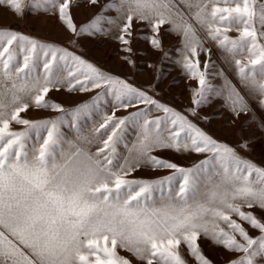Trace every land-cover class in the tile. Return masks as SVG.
<instances>
[{
    "label": "snow or ice",
    "instance_id": "snow-or-ice-1",
    "mask_svg": "<svg viewBox=\"0 0 264 264\" xmlns=\"http://www.w3.org/2000/svg\"><path fill=\"white\" fill-rule=\"evenodd\" d=\"M84 3L96 11L82 25L81 0H0V10L56 16L74 37L116 42L129 64L138 40L167 58L163 39L175 35L194 107L0 27V264H214L204 241L234 256L227 264H264V162L247 155L250 139L208 132L200 111L216 100L233 122L264 111V0ZM62 90L95 94L66 108L50 96ZM168 151L202 158L185 166ZM144 169L165 174L137 178Z\"/></svg>",
    "mask_w": 264,
    "mask_h": 264
},
{
    "label": "rangeland",
    "instance_id": "rangeland-1",
    "mask_svg": "<svg viewBox=\"0 0 264 264\" xmlns=\"http://www.w3.org/2000/svg\"><path fill=\"white\" fill-rule=\"evenodd\" d=\"M96 9L86 6L84 0H81V7L73 9V16L78 25L86 23L95 13ZM0 27L15 29L23 34L40 39L41 41L55 43L58 46L67 48L69 51L82 56L84 59L96 64L104 71L128 80L136 87L147 89L150 85L155 88L156 98L164 104H167L179 111H185L194 107L191 103V88L195 87L194 81H188L176 63L179 59L178 37L175 35H166L163 39L164 50L168 52L167 58L164 53L154 50L147 42L138 40L134 44V53L131 59L134 63L124 62L121 57L125 55L120 46L105 37H89L87 35L74 37L66 30L64 25L53 15H30L26 14L23 19L15 17L6 10H0ZM143 34V33H141ZM230 35H237L234 31ZM213 59H216L214 54ZM232 82L238 85L233 78ZM212 83L216 86L223 84L221 79H215ZM95 93L83 94L78 92L69 93L66 90L53 91L50 96L56 102L63 104L66 108L89 100ZM111 100V97H108ZM220 101L216 100L211 105L201 109L202 115H208L210 120L207 123H201L208 132L220 140L227 141L230 144H236L241 136L252 141L251 148L247 155L257 163L264 162V111L255 108L251 113L242 114L241 117L233 122L231 114L227 110L220 108ZM218 109V110H217ZM111 112V106L105 108ZM132 111V109H129ZM155 114L162 115V113ZM55 113L45 111H31L28 117L32 119H41L47 116H54ZM117 115L124 116L127 112L120 110ZM214 117V118H212ZM19 128L20 126H15ZM71 135L69 129H65ZM134 133L129 131V140H133ZM165 158L174 160L182 165L190 166L193 162L202 157L187 156L175 152L161 153ZM165 173L154 172L144 169L137 172V178L154 179L158 175ZM253 236L258 232L253 231ZM203 248L206 255L214 261V264H227L228 260L234 258L224 249L211 247L207 241L203 242ZM124 254V253H122ZM239 255V254H236Z\"/></svg>",
    "mask_w": 264,
    "mask_h": 264
}]
</instances>
